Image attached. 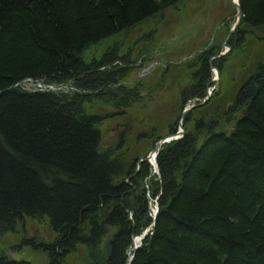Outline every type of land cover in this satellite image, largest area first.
Returning a JSON list of instances; mask_svg holds the SVG:
<instances>
[{"label": "trees", "instance_id": "16d2710c", "mask_svg": "<svg viewBox=\"0 0 264 264\" xmlns=\"http://www.w3.org/2000/svg\"><path fill=\"white\" fill-rule=\"evenodd\" d=\"M177 1L0 0V230L49 218L52 242L34 236L22 243L46 251L50 264H65L85 244L89 264H126L133 236L153 222L132 264H264V62L222 122L202 118L191 129L187 116L184 138L161 150L160 179L146 180L151 167L143 162L137 171L138 157L100 149L102 116L87 104L113 101L110 92L128 107L139 95L124 82L136 60L119 40L99 58L88 57L90 48ZM240 3L243 23L264 27V0ZM204 54L196 75L202 86L188 90L199 97L211 79L213 52ZM29 77L76 89L31 91L19 84ZM147 184L160 195L156 221ZM0 264L32 263L0 254Z\"/></svg>", "mask_w": 264, "mask_h": 264}, {"label": "rangeland", "instance_id": "374dc122", "mask_svg": "<svg viewBox=\"0 0 264 264\" xmlns=\"http://www.w3.org/2000/svg\"><path fill=\"white\" fill-rule=\"evenodd\" d=\"M225 3L226 6H224ZM166 10L114 38V41L119 39L125 49L135 46L138 57L146 50L150 51L146 60L135 66L136 70L144 71L149 85L144 91L141 101L131 108L117 109L123 111H117L108 101L96 102L92 106L93 111L105 117L102 130H105L106 139L110 143L106 147L118 144V139L113 140V137H120L121 133L115 129L124 124H129L130 128L124 137L126 143L122 142L120 146L124 147L129 144L128 150L133 155L143 151L141 154H137L142 156L144 151L149 150L151 140L148 137L154 131L152 128H155L154 137L165 135L175 124L181 112L180 91L185 88V82L192 71L186 69L185 66L176 64L171 67L170 62L186 52H193L194 49L190 46L193 41H195V45L199 46L209 44L206 40L209 39L210 30L213 31L223 21H226L225 27L222 28L223 39L221 38V40L223 42L227 28L233 26L237 18L233 0H182L176 6L171 7L169 11ZM240 27L245 28L246 39L242 42V47L228 53L230 56L225 66L229 75L225 85L226 89L223 88L225 100L218 101V105L213 102V109L219 113H226V108L231 105L233 96L241 87L240 85L247 80L256 64L264 61V27L254 29L243 24ZM195 30H197V37L192 38ZM201 34L204 36H200ZM151 38H154L153 43H147ZM214 38L215 35L210 38V41L212 42ZM110 42V40L103 42L98 49V46L90 48V54L101 53ZM137 43L139 44L136 45ZM227 45L229 44L227 43ZM175 46L176 48L173 50L172 48ZM227 48H223L222 52L226 53ZM175 51L178 54H175ZM168 69L171 70L165 74ZM138 81L140 82L139 79ZM216 81L219 82V79ZM156 86L158 87L155 88ZM25 87L31 89L35 86L28 82ZM116 113L121 115L115 116ZM130 122L132 123L130 124ZM110 152L117 153L114 149ZM139 195H141L140 191ZM46 220L48 222H43L45 219L40 222L26 218L28 233L43 235L47 237V240L53 238L50 222L48 219ZM27 230L25 229L26 232ZM45 230L46 232H44ZM22 231V228H19L14 234L11 231L7 234L0 233V244L5 245L0 247V252L6 253V246L18 242ZM107 240L106 237L102 243V249ZM10 255L18 259H27L34 264H50L51 261L46 251L33 246H25L20 253L12 251ZM91 260L92 254H88L86 248L82 246L77 253L69 254L65 262L67 264H89Z\"/></svg>", "mask_w": 264, "mask_h": 264}, {"label": "bare ground", "instance_id": "6f19581e", "mask_svg": "<svg viewBox=\"0 0 264 264\" xmlns=\"http://www.w3.org/2000/svg\"><path fill=\"white\" fill-rule=\"evenodd\" d=\"M182 0H179V1H177L175 4H173L172 6H176V4L177 3H179V2H181ZM237 1V3H238V0H236ZM239 2H240V0H239ZM239 7L241 8V11H242V15L241 16H239ZM236 21H235V23H234V25L233 26H231L230 28H229V34H230V36L231 37H233V36H235V38L236 39H245L246 38V30H245V28L243 27V29L240 27L241 26V24H243V25H245L246 27H250V28H254L253 26H251V25H248V24H246V23H243V18H244V13H243V8H242V5H241V3L236 7ZM158 15V14H157ZM156 16V15H155ZM154 17V16H153ZM150 18H152V17H149L148 19H150ZM218 27L219 26H217L213 31H211L210 30V32H209V34H208V36H209V39H207L206 41H208V42H210V38L212 37V36H214L215 34H216V32H217V30H218ZM207 28V27H206ZM256 28H258V27H256ZM255 29V28H254ZM211 32H213L212 34H211ZM200 36H204V35H200ZM240 40V41H241ZM235 42V41H234ZM190 46H191V48H193L194 49V54H191V55H189L187 58H186V62L188 63V64H191V63H197L198 64V66L200 67V70L202 69V67H203V63H205L206 62V58H205V54L204 53H209L210 51H211V48H210V45L209 44H207V45H205V46H203V44H202V46H199V45H195V41H193V42H191L190 43ZM176 48V46L174 47V48H172L173 50ZM223 48H226V47H221L220 49H219V51L212 57V59H211V61H210V70H209V74H211L212 72H214V71H216L217 69H218V67H219V65L220 64H224V63H227L228 62V55H227V52L225 53V52H222L224 49ZM175 54H178V52L177 51H175L174 52ZM217 59H222V61H220L218 64H214V61L215 60H217ZM174 64H176L177 66H185L184 65V63L183 62H178V61H176V60H174L173 62H170V66L171 67H173V65ZM200 81V79L198 78L197 79V77H191L189 80H188V82H187V86H188V90H189V88L191 87V86H193V85H195V84H199V81ZM143 84L146 86V87H148V85H149V82L148 81H144L143 82ZM200 86H202V84L200 83L199 84ZM109 95H111V99L115 102V103H118V102H120V99H119V96L118 97H115V96H113L112 95V93H110L109 92ZM197 97L198 96H194V95H191V93H189L188 92V98H190V99H197ZM227 109V108H226ZM244 111H246L245 112V115H247V110L246 109H244ZM218 112V111H217ZM225 114L226 113H222V112H218V114L217 115H221L220 117L218 116V118H220V119H225ZM209 118L208 117H205L204 118V121H206V122H209ZM129 128H130V125L128 124L127 125V127H126V132H125V134H127L128 133V130H129ZM115 130H118V129H115ZM102 136V141H101V143H100V149L103 151H105V150H107V151H110V149L108 148V147H106L107 145H109V143H108V140L106 139V134L105 135H101ZM211 137V136H210ZM114 138V137H113ZM200 144H201V147H204L205 146V144H206V141H208V140H206L205 138H201L200 140ZM106 151V152H107ZM98 152H100V150H98ZM113 154H116V153H113ZM151 177V174L150 175H148L147 176V178L146 179H148V178H150Z\"/></svg>", "mask_w": 264, "mask_h": 264}, {"label": "water", "instance_id": "95a60500", "mask_svg": "<svg viewBox=\"0 0 264 264\" xmlns=\"http://www.w3.org/2000/svg\"><path fill=\"white\" fill-rule=\"evenodd\" d=\"M242 15V11H241V8L239 7V16H241ZM244 113L246 112V111H243ZM136 250V247L134 248V251Z\"/></svg>", "mask_w": 264, "mask_h": 264}]
</instances>
